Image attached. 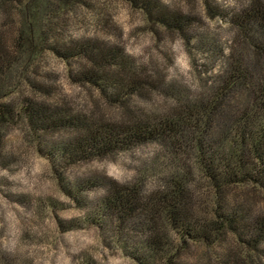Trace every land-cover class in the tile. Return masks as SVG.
<instances>
[{"label": "trees", "instance_id": "trees-1", "mask_svg": "<svg viewBox=\"0 0 264 264\" xmlns=\"http://www.w3.org/2000/svg\"><path fill=\"white\" fill-rule=\"evenodd\" d=\"M127 1L153 24L180 34L190 46L196 43L213 60L216 39L198 31L199 14L156 0ZM238 2L226 7L217 0H203L208 17L221 18L233 29V44L217 72L193 96L181 95L173 86L175 107L146 112L130 102L160 87L163 80L155 71L137 65L117 40L66 33L63 25L69 24L71 12L90 6L89 0H0V163L8 128L21 121L38 138L67 134L59 143L45 145L55 165L64 169L157 144L153 160L165 159L175 166L155 187L146 186L144 175L128 183L101 180L105 192L99 211L110 217L116 232L139 238L142 244L131 247L138 263L185 264L178 260L196 242L227 250L228 264H258L234 253V244L264 259V214L255 212L233 189L250 183L264 189V0ZM47 53L69 65L74 81L93 87L128 115L115 121L63 106L52 86L28 76ZM24 76L38 95L7 100ZM190 155L217 196L207 216L195 210V170L185 161Z\"/></svg>", "mask_w": 264, "mask_h": 264}, {"label": "rangeland", "instance_id": "rangeland-1", "mask_svg": "<svg viewBox=\"0 0 264 264\" xmlns=\"http://www.w3.org/2000/svg\"><path fill=\"white\" fill-rule=\"evenodd\" d=\"M89 1L90 6H78L71 12L69 24L63 25L68 29L66 33L74 38L84 35L117 40L137 65L155 71L154 75L163 80L160 87L152 88L145 95H136L130 102L134 108L146 112L175 107L173 86L181 95L193 96L217 72L223 54L233 44V29L221 18L208 17L203 0L156 2L202 17L198 31L213 34L216 39L217 53L213 60H208L206 52L196 43L190 46L180 34L153 24L143 10L127 0ZM217 1L226 7H236L239 3L238 0ZM206 60L209 63L205 64ZM69 69L64 60L47 53L29 70L28 76L35 82L52 86L56 99L78 114L115 121L128 115L124 108L111 105L93 87L74 81ZM5 80L10 83L9 79ZM20 82L7 100L19 101L28 95H38L25 76ZM66 135L61 132L38 138L23 121L8 128L6 153L0 163V264H139L131 249L133 244H142L139 238L116 232L110 217L99 211L105 192L101 180L106 177L128 183L144 175L146 186L153 188L175 163L165 159L154 161L160 147L150 143L59 168L45 145L57 144ZM55 156L58 160L59 155ZM185 161L195 170L192 182L197 200L195 210L200 216H207L217 196L195 167L194 156L186 157ZM233 190L239 191L255 212L264 214L263 188L250 183ZM189 246L178 262L183 259L185 264H228L227 250L218 245L191 242ZM234 248V253L250 262L264 264V259L239 244H234Z\"/></svg>", "mask_w": 264, "mask_h": 264}]
</instances>
